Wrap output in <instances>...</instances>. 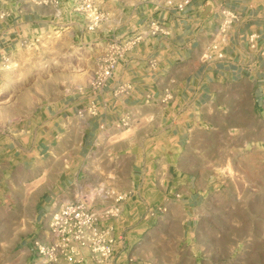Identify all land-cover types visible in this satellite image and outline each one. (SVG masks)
<instances>
[{
  "label": "rangeland",
  "instance_id": "1",
  "mask_svg": "<svg viewBox=\"0 0 264 264\" xmlns=\"http://www.w3.org/2000/svg\"><path fill=\"white\" fill-rule=\"evenodd\" d=\"M169 2L187 0H147L148 5ZM37 39L17 45L7 53L9 61L0 63V163L7 166L6 176H0V264H30L31 251L22 246L31 236L38 199L55 197L62 189L65 202L73 200L81 194L75 184L95 176L87 171L91 154L79 147L80 129L72 132L75 141L66 152L57 155L63 131L58 130L49 152L38 139V124L58 103L100 86L107 40L78 28L45 32ZM215 89L200 118H186L189 123L178 126L166 121L171 110L155 111L147 101V264H264V83L260 91L245 82ZM92 99L88 112L95 116L99 108ZM89 113L80 115L88 118ZM162 116L164 125L153 122ZM128 117L124 111L123 122L114 126L116 138L133 134L126 131ZM109 127L96 122L93 130L101 138ZM135 142L136 151L143 152V136ZM104 191L96 187L91 199ZM113 191L110 196L119 202L128 197L123 189ZM20 193L22 239L15 236Z\"/></svg>",
  "mask_w": 264,
  "mask_h": 264
},
{
  "label": "crops",
  "instance_id": "2",
  "mask_svg": "<svg viewBox=\"0 0 264 264\" xmlns=\"http://www.w3.org/2000/svg\"><path fill=\"white\" fill-rule=\"evenodd\" d=\"M143 2L100 0L98 3L107 17L89 33L101 42L113 37L125 41L144 32L147 22L153 18L159 21L164 33L152 36L145 31L118 60L106 82L93 92H86L87 95L58 103L38 124V139L42 137L49 152L50 142L58 130L63 131L60 150L57 153L54 150L57 155L66 152L75 141L72 132L76 128L81 130L79 147L91 154L93 159L87 171H93L95 176L83 178L74 190L76 194H89L98 226L109 230L115 238L113 257L106 262L82 250L80 260L60 264H147V101L155 111L171 110V117H167L170 120L166 121L178 126L189 123L186 118L191 121L200 118L205 105L213 98L216 85L231 89L245 82L254 91L262 90L264 0H187L181 10L174 6L176 2L166 5ZM223 10L233 13L235 18L219 35ZM3 11L9 15L0 19V63L1 55L12 52L23 39L32 41L45 32L63 28H78L86 33L80 14L66 1L55 8L31 0H0V13ZM215 43L219 44L222 55L210 60L207 54ZM122 92L126 94L121 96ZM90 99L99 108L95 116L88 112ZM81 111L90 116L82 117ZM124 111L129 113L126 124L131 127L126 131L131 130L133 134L127 139H118V129L114 126L123 122ZM96 122L111 126L104 128L111 131L100 138L93 130ZM153 122L164 125L165 120L162 116ZM138 135L146 141L143 152L136 151ZM35 151L39 156L41 151L37 148ZM5 172L7 166L0 163V176H6ZM96 187L105 191L91 199ZM120 189L128 197L119 202L110 192L114 194L113 190L120 192ZM136 190L138 195L133 199L131 196ZM64 196L61 189L55 197L35 202L34 219L30 220L31 236L22 246L24 252L31 251L30 264H39L33 240H45L50 215L65 202ZM15 204L18 211L15 236L22 239L24 195L20 193ZM117 205L116 210H108Z\"/></svg>",
  "mask_w": 264,
  "mask_h": 264
},
{
  "label": "built area",
  "instance_id": "3",
  "mask_svg": "<svg viewBox=\"0 0 264 264\" xmlns=\"http://www.w3.org/2000/svg\"><path fill=\"white\" fill-rule=\"evenodd\" d=\"M37 4L59 8L63 1L69 7L78 12L82 18V27L86 32H94L105 20L106 14L97 4V0H31ZM168 4H172L169 2ZM182 3L174 4L181 10ZM9 14L5 11L0 13V19H4ZM222 23L218 27L217 34L225 32L226 27L235 18L233 13L222 11ZM152 36L163 34V28L155 18L147 22L144 32ZM144 32L138 33L125 41L119 38L107 40L110 51L99 68L98 76L102 85L112 75L114 68L125 51L132 47L139 40ZM37 41V38H34ZM31 40L23 39L20 45L30 43ZM217 54L220 58L222 52L219 44H212L207 54L208 58ZM7 54L1 55L3 62L9 61ZM115 239L109 230L98 226L97 214L90 207V197L88 193H81L73 200L62 203L54 210L47 224L46 238L33 240L35 254L39 264H60L61 262L74 263L80 260L82 250L88 251L101 261L109 260L114 254Z\"/></svg>",
  "mask_w": 264,
  "mask_h": 264
}]
</instances>
